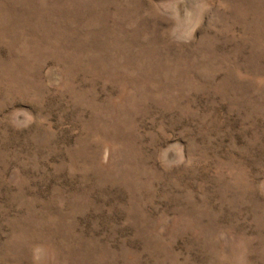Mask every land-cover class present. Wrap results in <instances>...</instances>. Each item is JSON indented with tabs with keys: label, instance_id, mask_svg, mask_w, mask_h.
<instances>
[{
	"label": "rangeland",
	"instance_id": "rangeland-1",
	"mask_svg": "<svg viewBox=\"0 0 264 264\" xmlns=\"http://www.w3.org/2000/svg\"><path fill=\"white\" fill-rule=\"evenodd\" d=\"M0 264H264V0H0Z\"/></svg>",
	"mask_w": 264,
	"mask_h": 264
}]
</instances>
